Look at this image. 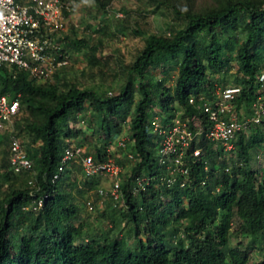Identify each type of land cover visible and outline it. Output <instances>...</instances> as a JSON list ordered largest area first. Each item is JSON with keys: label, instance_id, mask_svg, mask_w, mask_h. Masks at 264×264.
Segmentation results:
<instances>
[{"label": "trees", "instance_id": "obj_1", "mask_svg": "<svg viewBox=\"0 0 264 264\" xmlns=\"http://www.w3.org/2000/svg\"><path fill=\"white\" fill-rule=\"evenodd\" d=\"M92 1L105 15L107 2ZM151 1L156 10L171 9L180 26L145 36L144 48L131 63L121 65L116 91L102 85L80 88L67 80L61 89L58 73L39 82L23 72L0 68V92L19 99L15 136L23 140L34 170L24 173L29 178L15 175L8 160L9 138H0L7 141L6 159L0 166L1 188L7 186L0 198V264H250V252L256 247L262 258L255 264H264V169L255 168L258 149L264 144V117L235 138L238 142L229 153H236L237 159L230 157L229 163L222 146L204 138L195 140L185 157L188 178L178 175L172 186L156 161L160 139L151 121L158 104L175 102L178 107L172 108L166 123L198 115L207 127L196 108L202 102L199 97L211 100L217 85L226 87L225 80L216 86L208 81L207 70H218L231 61L241 76L235 82L240 95L234 112L238 118L253 115L260 86L256 77L264 71L260 61L264 0H216L214 6L198 11L182 10L183 0ZM97 47L90 39L65 34L61 52L68 60L69 48L87 49L88 56ZM161 61L178 65L172 92L164 85L166 80L149 75ZM191 95L196 98L194 105L188 102ZM89 112L95 133H104L105 142L121 133L119 122L127 124L131 144L125 142V147L136 159L121 186L122 199L107 203L106 208L113 210L112 228L103 234L76 225L79 208L70 192L51 182L68 146L65 140L72 132L71 123ZM194 149H200L199 157L193 156ZM95 152L96 162L109 158L105 147H96ZM66 176H71L68 167L60 181ZM142 178L150 181L141 188L136 182ZM29 179L33 186L27 184ZM84 184L89 189L97 187L96 181ZM42 196L43 208L31 209ZM123 222L129 225L127 234L134 235V244L116 235Z\"/></svg>", "mask_w": 264, "mask_h": 264}, {"label": "built area", "instance_id": "obj_2", "mask_svg": "<svg viewBox=\"0 0 264 264\" xmlns=\"http://www.w3.org/2000/svg\"><path fill=\"white\" fill-rule=\"evenodd\" d=\"M72 0H0V68L23 72L30 79L46 81L68 64L63 55L62 39L67 34V19L74 6ZM257 99L253 104L251 116L238 118L234 112V102L240 95V87H217L211 100L203 96L196 108L205 117L193 115L184 121L177 118L171 125L152 122L153 132L160 136L156 161L164 168L168 186L175 184L176 177L188 178V160L185 159L191 144L204 138L225 150H233L235 138L250 130L252 125L261 123L264 117V71L257 75ZM196 98L189 96L188 102L194 105ZM19 114V102L0 94V135L9 136V165L15 175L33 174V162L29 159L21 142L13 135V124ZM200 149L193 150L199 157ZM132 158V156H130ZM73 163L80 164L83 177L108 179V189H99L100 196H108L112 201L122 199V167L111 158L96 162L93 155L85 153L80 147L67 146L62 154L57 171L51 182L62 180L65 169ZM149 178L137 180L141 188L149 184ZM33 186L32 179L27 182ZM185 182L181 183V187ZM34 197V193H31ZM45 197L34 200L30 207L39 211L44 206ZM88 209H93L87 202Z\"/></svg>", "mask_w": 264, "mask_h": 264}, {"label": "rangeland", "instance_id": "obj_3", "mask_svg": "<svg viewBox=\"0 0 264 264\" xmlns=\"http://www.w3.org/2000/svg\"><path fill=\"white\" fill-rule=\"evenodd\" d=\"M72 1L74 3V9L67 19L68 37L71 39L76 37L90 39L91 43L98 47L92 55L88 53V56L86 55L87 49H82L81 51L72 48L68 49V64L66 68L58 71L57 84L61 89L65 88L64 81L67 80L76 83L80 88L102 85L103 88L110 87L111 91H116V82L120 78L121 65L131 63L136 55L144 48L145 36L152 33H159L163 30L166 31L170 27H178L181 23L179 17L171 9L162 7L160 10H156V4L151 0H103L107 4L105 9L106 14L102 16L98 6L92 0ZM215 1L183 0L184 5H181V9L185 10L191 7L197 11L203 10L214 6ZM135 31H140L141 35H137ZM260 61L264 62V50ZM149 75L153 76L156 80H166L164 85L170 88L172 92L178 76V65L161 61L158 66L150 71ZM207 75L208 81L212 82L215 86L218 82L222 83L221 80L226 81L225 84L222 83V85L226 86H235V82L241 80V76L237 73V66L232 61L229 65L218 70L208 69ZM217 87L219 85L215 89ZM135 95L138 96L136 92ZM174 106H177L175 102H168L165 106L158 104L157 112L151 117V121L160 123V125H171L172 122L166 123V120L172 114V108ZM178 112V114L182 113V109H178ZM21 116L22 118L27 117L24 111ZM90 122H92L91 112L80 116L74 123H71L70 129H72V132L66 138L65 146L80 147L85 153L91 155L96 154V147H105L109 158L122 164L121 177L123 184L136 162L135 158H130L133 154L125 147V142L131 144L127 124L125 125L119 122L121 133L116 136H111L112 138L105 142V134L101 132L95 133L94 126ZM14 132H16L15 129ZM155 136L157 139H160L157 133ZM249 136V133L245 135L246 138ZM18 139L23 141L21 137ZM6 142L0 140V166L3 158L6 159L3 155L7 147ZM237 142L235 140V143ZM225 151L227 159L230 157L233 160L237 159L236 153H229L232 150ZM258 151L256 157L258 163L255 168L264 169V144L259 147ZM229 162L230 159H228ZM68 170H70L71 176H66L64 181H59V184L67 192H70L71 199L79 208V213L74 223L80 226L83 225L85 230L93 233H107L112 228L110 216L113 215V210L106 208L107 203L110 202V198L108 196H100L99 189H108L110 185L109 180L104 178L87 180L83 177L80 164L77 163L69 166ZM22 176H28L29 178L31 175L23 174ZM262 178H264V173ZM93 181L97 183V187L95 188L89 189L84 184ZM6 187L1 188L0 185V198L3 197ZM80 187L82 188L81 193L78 192ZM164 201L169 203V199H164ZM87 202L92 203L93 209H88ZM183 203V205L187 206L188 200L184 198ZM128 227L129 225L123 222L121 227H119L120 230H116L115 233L119 237H127L125 240L129 244H134V235L127 234ZM247 242V240L243 241V243ZM258 249L256 247L250 252V264H255L262 258Z\"/></svg>", "mask_w": 264, "mask_h": 264}, {"label": "clouds", "instance_id": "obj_4", "mask_svg": "<svg viewBox=\"0 0 264 264\" xmlns=\"http://www.w3.org/2000/svg\"><path fill=\"white\" fill-rule=\"evenodd\" d=\"M72 14V13H71ZM67 66V65H66ZM65 66V67H66ZM8 69V68H7ZM9 70V69H8ZM10 71V70H9ZM14 71H17V70H12V71H10V72H14ZM17 72H19V71H17ZM30 79V78H29ZM52 79V78H51ZM51 79H48V80H51ZM31 80H34V79H31ZM47 81V80H46ZM40 82V81H39ZM42 82H45V81H42ZM0 94H4V95H6V96H8L9 98H11V99H14V100H17L18 102H19V99H18V97H13V96H11L10 94H6V93H2V92H0ZM20 114H21V111H20V102H19V114H18V116L15 118V120H14V124H13V135L15 136V132H14V129H15V121L17 120V119H19V117H20ZM5 135H7V134H3V135H0V138H2L3 136H5ZM8 136V135H7ZM16 137V136H15ZM8 138H9V136H8ZM17 138V137H16ZM18 139V138H17ZM19 140V139H18ZM20 141V140H19ZM8 144H9V140H8ZM66 148V147H65ZM64 151V150H63ZM132 157H133V155H132ZM8 160H9V158H8ZM24 174V173H23ZM30 174V173H29ZM32 209V208H31Z\"/></svg>", "mask_w": 264, "mask_h": 264}]
</instances>
